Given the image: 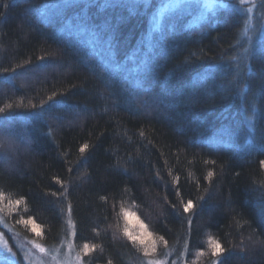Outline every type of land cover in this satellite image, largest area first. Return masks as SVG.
Returning <instances> with one entry per match:
<instances>
[{"label": "trees", "instance_id": "16d2710c", "mask_svg": "<svg viewBox=\"0 0 264 264\" xmlns=\"http://www.w3.org/2000/svg\"><path fill=\"white\" fill-rule=\"evenodd\" d=\"M160 3L0 0V124L17 145L1 216L44 246L71 221L87 264L140 261L134 212L158 251L212 264L217 241L224 264H264V39L245 41L228 7L152 30Z\"/></svg>", "mask_w": 264, "mask_h": 264}, {"label": "rangeland", "instance_id": "374dc122", "mask_svg": "<svg viewBox=\"0 0 264 264\" xmlns=\"http://www.w3.org/2000/svg\"><path fill=\"white\" fill-rule=\"evenodd\" d=\"M161 1L157 9L151 14V29H160L164 19L174 12H185L188 15L187 25H196L210 12L219 8H234L244 15L245 41L254 43L264 39V0H157ZM61 2L55 1L52 5L59 11ZM51 5V6H52ZM250 9V11H249ZM189 12V13H188ZM53 14V13H52ZM54 15V14H53ZM178 15H173L175 19ZM168 26V25H166ZM30 78V77H29ZM247 123L251 126L250 117ZM133 227L140 229L141 223L145 225L136 212L133 217H127ZM70 224L67 235L56 245L44 246L32 238H26L16 232L4 220L0 213V264H87L82 253L74 241V231ZM151 241L150 239H147ZM40 245L44 251L37 247ZM195 260L186 252V249H163L148 256L143 255L137 264H148L149 260H158L161 264H206L200 257V251L195 253ZM211 264V263H210Z\"/></svg>", "mask_w": 264, "mask_h": 264}, {"label": "snow or ice", "instance_id": "6c2138e0", "mask_svg": "<svg viewBox=\"0 0 264 264\" xmlns=\"http://www.w3.org/2000/svg\"><path fill=\"white\" fill-rule=\"evenodd\" d=\"M244 0H241V3H243ZM250 11V9H249ZM9 108L12 107V105H8ZM0 112H4L3 108H0ZM7 124H0V161H6L7 159L10 158V155L16 150V143L15 141L11 138V136L8 134L7 131ZM88 148L87 144H84L80 147V152L84 153L85 149ZM262 165H264V161L260 162ZM212 173H209V176H211ZM54 179L57 180V183H60L61 185H63V182L59 180L58 177H54ZM52 196H57L58 192H52L51 193ZM4 194L2 192H0V201H2L4 199ZM23 198L21 199H17L15 201L16 205H20L21 201ZM9 203H12L11 201H9ZM173 207H176V205L174 204ZM194 208V204L192 200H188L186 203L183 204V211L184 212H189L190 210H192ZM69 212H71V205H69ZM129 215V213H127V211H125V216ZM24 223L25 225H31V231L35 232L37 236H40L42 233L40 231V225L36 223V221L34 219H32L31 217H29L27 220H23L21 219V221ZM69 224H72L71 221H69ZM126 235L128 236V238L130 240H132L134 243H139L141 245L144 246V253L146 256H148L150 253H155L156 252V247H155V242L154 241H149L146 240V237H151V233L147 232L146 226L143 225L141 223L140 225V231L133 233L131 231H127L126 229ZM161 241H163V243L165 244V246L167 245V241L164 240L163 237L159 238ZM38 248H40V251H44V249L42 247H40V245H37ZM96 248L95 244H89V243H84L83 244V252L85 255H87L88 253H91L94 249ZM225 252V249L221 246V244L217 241H213L212 243V256L216 258V260H214L212 262V264H217V261L219 262V264H224V261L220 259V257L222 256V254ZM108 264H112V261L109 260ZM148 264H161L160 261L158 260H149Z\"/></svg>", "mask_w": 264, "mask_h": 264}]
</instances>
